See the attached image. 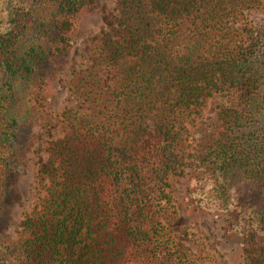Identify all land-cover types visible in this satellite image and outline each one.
<instances>
[{
    "label": "trees",
    "instance_id": "16d2710c",
    "mask_svg": "<svg viewBox=\"0 0 264 264\" xmlns=\"http://www.w3.org/2000/svg\"><path fill=\"white\" fill-rule=\"evenodd\" d=\"M98 1L0 0V264H213L180 249L146 197L173 207L182 175L193 205L230 215L229 235L264 234V28L245 19L264 0H119L121 36L103 31L69 80L75 102L57 114L16 251L3 233L31 126L52 114L47 87ZM213 92L231 99L191 139L185 120Z\"/></svg>",
    "mask_w": 264,
    "mask_h": 264
},
{
    "label": "rangeland",
    "instance_id": "374dc122",
    "mask_svg": "<svg viewBox=\"0 0 264 264\" xmlns=\"http://www.w3.org/2000/svg\"><path fill=\"white\" fill-rule=\"evenodd\" d=\"M119 0H99L91 8L79 12L75 35L77 41L72 50L64 56L57 75L50 81L46 93L51 115L42 122L31 126L33 142L27 151L25 170L17 179L18 200L13 208V217L3 229L7 241L14 251L18 248L23 234L21 220L39 206V195L43 194V184L48 180L47 169L51 156V143L60 135L57 114L65 106L75 102V95L69 80L75 69L86 66L91 61V51L103 31L115 37L121 36L117 24ZM247 22L264 28V7L246 13ZM231 98L219 92L206 97L200 112L185 120L189 138L196 137L215 118L216 103L229 102ZM168 190L172 194L173 207L164 212L158 210L156 200L146 197V209L155 219H159L174 236L179 248L186 251H202L211 255L213 264H249L256 254L264 257V234L249 233L229 235L227 224L231 219L225 212H209L193 205L186 192L185 177L171 175ZM186 232H188L187 235Z\"/></svg>",
    "mask_w": 264,
    "mask_h": 264
}]
</instances>
